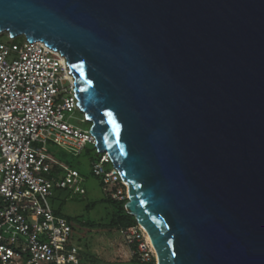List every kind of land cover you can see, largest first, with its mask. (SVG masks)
Wrapping results in <instances>:
<instances>
[{
  "label": "water",
  "instance_id": "obj_1",
  "mask_svg": "<svg viewBox=\"0 0 264 264\" xmlns=\"http://www.w3.org/2000/svg\"><path fill=\"white\" fill-rule=\"evenodd\" d=\"M66 57L156 264H264V0H0Z\"/></svg>",
  "mask_w": 264,
  "mask_h": 264
},
{
  "label": "built area",
  "instance_id": "obj_2",
  "mask_svg": "<svg viewBox=\"0 0 264 264\" xmlns=\"http://www.w3.org/2000/svg\"><path fill=\"white\" fill-rule=\"evenodd\" d=\"M6 34L8 40H0V264H81L66 219L50 204L60 173L69 170L51 156L50 147L53 142L79 154L86 146L97 150V141L91 124L82 129L71 122L79 113L77 121L89 123L62 52L25 36L14 43ZM92 167L112 200L128 202V185L107 153ZM118 233L138 263H157L141 225L120 227Z\"/></svg>",
  "mask_w": 264,
  "mask_h": 264
},
{
  "label": "rangeland",
  "instance_id": "obj_3",
  "mask_svg": "<svg viewBox=\"0 0 264 264\" xmlns=\"http://www.w3.org/2000/svg\"><path fill=\"white\" fill-rule=\"evenodd\" d=\"M0 40L6 42L8 35L0 34ZM23 37L16 38L14 43L23 41ZM75 120L71 122L82 129H88L90 123L81 124L77 119L81 114H74ZM51 156L58 161H66L70 165V172L60 173L61 183L55 189L50 204L63 218L69 219L76 226L77 239L83 237L89 225L100 224L105 227L111 222L115 206L103 203L107 189L101 179L94 175L92 163L100 158L97 150L86 146L81 153L70 147H63L51 142ZM109 169L110 165H106ZM67 185V186H66ZM36 205L41 202L35 201ZM81 249V264H110L112 257L118 251L123 252L125 246L119 234L108 229L97 230L95 235H89L88 241L79 243ZM119 249V250H118ZM126 251V250H125ZM9 264V263H8ZM17 264V263H15ZM26 264V263H25Z\"/></svg>",
  "mask_w": 264,
  "mask_h": 264
},
{
  "label": "trees",
  "instance_id": "obj_4",
  "mask_svg": "<svg viewBox=\"0 0 264 264\" xmlns=\"http://www.w3.org/2000/svg\"><path fill=\"white\" fill-rule=\"evenodd\" d=\"M62 163H64L66 166H68L69 170L67 172H70L71 169H70L69 163L66 161H63ZM64 182H65V180L62 181L60 186H64L63 185ZM103 186L106 189V186L104 184H103ZM102 202L106 203V204H110L112 206H115V208H116L111 222L109 223V225H105V227L103 225H100V224H91V225H89L88 230L84 234V236L77 239V237H76V230H77L76 226L73 224V222L71 220L66 219L67 224H68L70 231H71L70 245L72 247L74 256L79 260L81 259L80 258L81 257V249H80L79 243L82 241H88V236L89 235L90 236L95 235L97 230L108 229L110 232L116 231L118 233V230L120 227H129V226H133V225L137 224L136 220L132 216L127 214V212L125 210V205H126L127 201L121 202V201L112 200L106 192L105 199ZM123 244L124 245L126 244L124 242V240H123ZM125 250L123 252L118 251L117 255L112 257V259L109 261V263L110 264H141V263H138V261L131 256V254H130L128 248H126V246H125Z\"/></svg>",
  "mask_w": 264,
  "mask_h": 264
}]
</instances>
